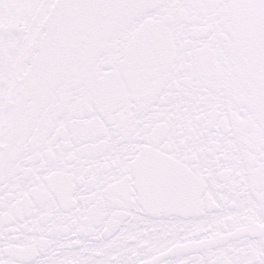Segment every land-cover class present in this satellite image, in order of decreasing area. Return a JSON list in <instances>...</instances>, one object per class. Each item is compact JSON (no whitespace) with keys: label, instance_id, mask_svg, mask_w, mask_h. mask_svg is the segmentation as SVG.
<instances>
[{"label":"snow or ice","instance_id":"1","mask_svg":"<svg viewBox=\"0 0 264 264\" xmlns=\"http://www.w3.org/2000/svg\"><path fill=\"white\" fill-rule=\"evenodd\" d=\"M0 264H264V0H0Z\"/></svg>","mask_w":264,"mask_h":264}]
</instances>
